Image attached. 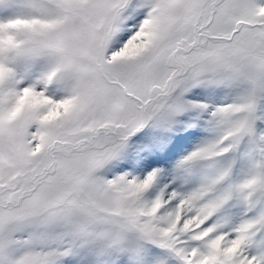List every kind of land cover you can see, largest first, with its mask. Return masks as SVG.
<instances>
[{
  "label": "snow or ice",
  "instance_id": "1",
  "mask_svg": "<svg viewBox=\"0 0 264 264\" xmlns=\"http://www.w3.org/2000/svg\"><path fill=\"white\" fill-rule=\"evenodd\" d=\"M0 264H264V0H0Z\"/></svg>",
  "mask_w": 264,
  "mask_h": 264
}]
</instances>
